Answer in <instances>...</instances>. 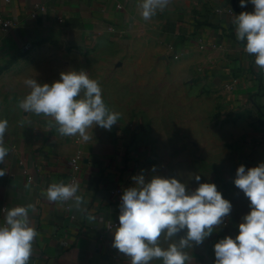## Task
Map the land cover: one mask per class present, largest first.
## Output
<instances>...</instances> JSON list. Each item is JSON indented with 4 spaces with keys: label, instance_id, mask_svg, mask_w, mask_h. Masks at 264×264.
<instances>
[{
    "label": "crops",
    "instance_id": "crops-1",
    "mask_svg": "<svg viewBox=\"0 0 264 264\" xmlns=\"http://www.w3.org/2000/svg\"><path fill=\"white\" fill-rule=\"evenodd\" d=\"M132 1L0 0V16L16 24L7 31L0 27V119L8 121L4 145L9 149L0 163L6 172L0 176V224L8 209L36 205L35 211L30 210V223L38 235L29 264H131L112 246L117 228L112 224L119 221L121 197L109 192L133 186V176H147L142 164L129 165L131 154L139 151H130L123 141L84 142L79 135L61 136L51 117L26 113L19 102L30 91L24 80L38 65L50 83L53 45L67 46L72 56L89 59L92 47L100 42L128 35L136 25ZM205 4L194 17L176 16L161 34V39H170L177 48L186 47L187 54L202 55L199 65L187 63L186 70L176 67L174 79L186 81L188 91L223 93L226 106L247 107L264 121V75L236 38L233 24L235 15L251 12L254 6L241 7L239 0H206ZM35 5L45 10L33 19ZM78 153L86 158L78 182L77 194L83 197L80 208L71 200L49 201L47 188L66 181L68 159ZM244 156L246 168L264 162L261 136L245 147ZM218 240L184 248L189 256L186 264H214L213 245ZM158 242L164 248L169 244L163 234ZM151 264H162V260Z\"/></svg>",
    "mask_w": 264,
    "mask_h": 264
},
{
    "label": "rangeland",
    "instance_id": "rangeland-1",
    "mask_svg": "<svg viewBox=\"0 0 264 264\" xmlns=\"http://www.w3.org/2000/svg\"><path fill=\"white\" fill-rule=\"evenodd\" d=\"M205 1L170 0L167 8L145 20L140 15V0H133L136 25L128 35L100 42L92 47L89 59L72 56V49L55 44L50 49L55 58L49 69L50 83L58 80L61 72H88L89 78L99 82L106 106L119 113L111 130L95 125L88 128L91 140L123 141L130 151H139L137 158L147 171L146 178L176 177L190 190L198 183H215L231 201L232 211L223 224L194 247L238 234L249 201L233 181L236 169L246 164L245 147L256 143L264 130L262 117L254 116L249 108L226 106L223 93L213 90L188 91L186 81L177 82L173 77L176 67L186 70L187 63H202V55L187 54L186 47L177 48L170 39H161V34L169 30L176 16H196ZM193 63V68L198 67ZM42 69L38 65L30 78L46 83L47 73L43 76ZM197 175L201 176L199 182L194 179ZM182 235L164 239L170 244Z\"/></svg>",
    "mask_w": 264,
    "mask_h": 264
},
{
    "label": "clouds",
    "instance_id": "clouds-1",
    "mask_svg": "<svg viewBox=\"0 0 264 264\" xmlns=\"http://www.w3.org/2000/svg\"><path fill=\"white\" fill-rule=\"evenodd\" d=\"M169 3L170 0H140V15L149 20ZM249 3L253 11L240 12L233 19L236 38L254 57V64L264 70V0H239L241 7ZM24 84L30 91L19 102V108L51 117L61 136L79 135L87 142L88 128L95 125L111 130L117 124L119 113L106 106L99 82L84 70L61 72L52 83L26 78ZM7 128V119H0V163L9 152L4 145ZM5 173L0 168V176ZM132 179L134 185L121 195L119 224L112 244L131 264H151L154 259L162 260V264H186L189 256L183 249L202 244L233 208L215 183H198L195 190H190L176 177L146 178L140 174ZM194 179L199 182L201 176ZM233 183L247 197L249 211L241 218L235 237L225 236L213 245L214 264H264V162L247 169L241 164ZM78 190L76 183H52L46 197L51 202L71 200L74 207L80 208L83 197ZM35 209L32 203L8 209L0 224V264H29L38 235L30 223V210ZM181 232L184 235L166 248L158 242L162 234L172 239Z\"/></svg>",
    "mask_w": 264,
    "mask_h": 264
},
{
    "label": "built area",
    "instance_id": "built-area-1",
    "mask_svg": "<svg viewBox=\"0 0 264 264\" xmlns=\"http://www.w3.org/2000/svg\"><path fill=\"white\" fill-rule=\"evenodd\" d=\"M44 10H45V7H43L41 5H35V10L32 14V18L33 19L36 18L37 14L41 11H44ZM15 26H16L15 23H13L10 20L5 19L3 16H0V27L2 30L7 31V30L14 28ZM259 70L264 75V70H261L260 68H259ZM261 139H262V142H264V130L262 131ZM137 155H138V153H132L131 157H129L130 158L129 159L130 168H133V167L136 168L137 165L139 164V160L137 158ZM85 159L86 158L83 155V153H78V154H76L73 157L68 159L69 174H68L66 181L64 182L65 184H70V183L78 184L79 176H80L81 171H82V167L86 162ZM124 188L125 187H117V188L110 190L109 193L114 197H121L123 191L125 190ZM65 202H68V201H65ZM5 211H6V208L4 207L3 212H5ZM118 224H119V221L112 224V227L116 228L118 226Z\"/></svg>",
    "mask_w": 264,
    "mask_h": 264
}]
</instances>
